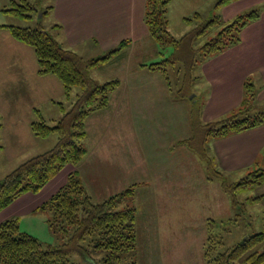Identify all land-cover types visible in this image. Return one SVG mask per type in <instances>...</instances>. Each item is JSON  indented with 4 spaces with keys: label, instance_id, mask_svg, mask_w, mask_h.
<instances>
[{
    "label": "rangeland",
    "instance_id": "374dc122",
    "mask_svg": "<svg viewBox=\"0 0 264 264\" xmlns=\"http://www.w3.org/2000/svg\"><path fill=\"white\" fill-rule=\"evenodd\" d=\"M10 2L11 0H0V25L36 27L39 24L44 31L56 35L52 31V27L57 24L54 14L44 16L40 13L42 14L41 18L39 14L38 18L33 21H21L1 12L3 7L10 6ZM218 2L219 0H170L168 6L169 27L165 38L180 41L182 37L204 21L195 19L196 14H201L204 19L220 15L226 22L233 21L234 18L227 21V18L223 16V7L218 6ZM36 3L42 9L41 11H44L54 5V0H36ZM215 32L217 30H214L213 33ZM6 34L8 36L9 31H0V178H4L15 170L23 163L22 161L25 162L27 151L31 149L23 150L18 145V139L28 135L30 122L39 120L42 115L49 125H55L62 115L59 103H64L70 108L79 92V88H75L72 101L68 102L61 83L52 76L45 78L42 88L37 82V77L32 75L33 69L38 68L33 49L25 47L28 52L22 56L24 64L21 67L16 66L14 62L17 57L11 54L9 46L5 44ZM207 39L204 38L200 42H196L195 47L201 46ZM88 48L91 47L86 45L73 50L86 59L105 57V54L98 53L92 48L91 51H88ZM124 51H126V57L116 56L111 61L102 63L101 68L95 67L94 71H91V75L99 84L113 80H119L121 83L120 87L111 95V109L107 113L108 117H115L118 111L116 106H126L130 100L134 99L135 104L140 106L139 113L135 112L134 120L133 117L130 119L134 121L132 125L127 118L128 113L127 115L125 113L124 121H121V114L110 118V120H115L116 129L122 130L118 133L119 142L130 143L134 146L130 147L128 144V147L135 148V150L141 146L140 166L131 167L133 170L126 169L125 171L126 179L130 172L128 180L133 181L131 185L137 183L134 187V195L125 197L119 208L136 210L135 261L137 264H204L203 250L208 235L207 222L210 219L219 224L214 230L216 233L224 235L227 246H233L249 235L263 232L264 185L252 186L243 190L238 189L236 199L239 207L234 208L230 196L223 191L220 182L215 180L211 181L212 183L207 182L209 174L203 161L191 151L194 156L190 157L191 163L189 164V169L194 172L191 179L194 183L197 182L196 180L200 182L195 189L179 188L181 189L179 194L178 191L172 194L171 211L170 213L168 211L164 216L166 222L162 221L163 223L160 224L157 231L148 225L151 214L150 198L154 192L152 174L159 170L158 165L169 164L159 153L169 154L172 150L173 153L177 151L179 156L181 147L185 146L184 140L194 135L193 123L191 117L188 118V112L192 113L194 110V100L198 99L200 102L202 100L204 102L208 98L210 86L202 76L201 67L198 69L196 67L189 75L180 58L173 59L174 63L169 64L168 62L166 66L172 86H165L166 89L156 86L158 85L157 81L165 84L163 75L159 71L151 72L147 68H143L142 65L157 63L164 58L172 57V54L176 53V45L161 47L150 36L139 40L136 44L128 43ZM16 71L18 72L17 77H15ZM26 79L27 82H25ZM143 80L151 82L144 83ZM137 81H141L142 85L139 87L141 90L139 99L129 92ZM180 93L184 98L178 97ZM136 118L137 120H135ZM101 127L102 125L99 123L93 125V122H90L89 137L84 141L85 147H91L96 143L97 135L101 133ZM132 128L134 130L141 129L140 138L142 141L144 140L141 145H138L136 136L129 132V129ZM23 129H27V131L24 132ZM44 140L46 152L56 145L58 136L53 134ZM147 140H149V144L145 143ZM26 145L27 147L32 146L29 143ZM208 145L213 153L212 142H209ZM145 147L148 148L145 150ZM168 168H170L169 165ZM172 170L173 174L178 173L176 163L172 166ZM254 170L248 168L239 172H225V178L228 185H233L241 182ZM213 174L216 175L214 172ZM174 177H176L175 174ZM179 178L177 177L174 181L178 183ZM111 193H116V191L112 190ZM102 199L104 198H97L98 201L95 202L104 201ZM43 216V213H39L37 216L24 219L21 231H28L29 234L45 244L64 243L66 239L57 234L56 237L46 221L43 220ZM236 220L237 222L234 223ZM229 221L231 223L227 224ZM82 245L86 248V252L74 253L71 257L73 263L106 264L104 259L107 251H96L91 247L92 245H89V240ZM258 250L263 251L264 244Z\"/></svg>",
    "mask_w": 264,
    "mask_h": 264
},
{
    "label": "trees",
    "instance_id": "16d2710c",
    "mask_svg": "<svg viewBox=\"0 0 264 264\" xmlns=\"http://www.w3.org/2000/svg\"><path fill=\"white\" fill-rule=\"evenodd\" d=\"M237 1L240 0H219L217 5L225 7ZM169 3L170 0H146L144 22L150 36L161 47L176 45V53L160 62L142 65L149 71L161 72L168 87L172 86L166 68L168 62L173 64L175 58L182 59V64L190 75L208 59L240 44L243 30L258 21L264 9V5L251 9L237 15L231 22L222 20L220 15L204 19L201 14H196L195 19L204 21L177 41L165 38L169 27ZM53 9L51 6L41 11L36 0H11L10 6L3 7L1 12L21 21H33L40 13L50 15ZM188 21L191 22L189 19ZM0 28L7 29L14 40L33 49L38 65L37 74L56 77L62 84L68 101H72L74 89L79 88L70 108L59 104L62 117L55 125H49L41 116L31 123V130L36 137L48 138L56 134L58 141L49 151L31 157L7 176L0 178L1 212L25 194H38L67 165L78 167L85 159L86 122L93 113L109 105L111 94L121 84L119 80L99 84L92 77L91 71L116 56L120 58L127 42H122L104 58L86 59L65 47L39 24L36 27L4 24ZM57 30H62V26L55 24L52 31ZM214 30L217 32L213 33ZM204 38L208 39L201 46L195 47L196 42ZM243 87L240 107L230 116L214 121L201 120L204 102L194 100V110L190 112L194 135L183 142L203 161L209 174L208 181L220 182L234 208L239 207L236 199L238 189L264 185V168H255L241 182L228 185L226 174L221 170L208 144L213 139L264 126V104L258 98L260 87L251 78L245 80ZM178 97L184 98L181 93ZM133 195L134 190L130 188L102 202H94L87 193L79 172L75 171L69 176L66 185L38 209L39 213L47 216L48 227L55 236L61 235L66 241L62 244H45L37 237L21 231L18 218L9 219L0 224V264H77L71 261V257L76 252H86L82 243L87 240L96 251H107L104 259L106 264H137L136 210L119 209L124 198ZM236 222L237 220L234 221ZM207 223L204 264H264V250H258L264 244V231L249 235L233 246H227L224 235L214 230L219 224L213 219ZM230 223L229 221L227 224Z\"/></svg>",
    "mask_w": 264,
    "mask_h": 264
},
{
    "label": "crops",
    "instance_id": "0c3cea01",
    "mask_svg": "<svg viewBox=\"0 0 264 264\" xmlns=\"http://www.w3.org/2000/svg\"><path fill=\"white\" fill-rule=\"evenodd\" d=\"M145 5L146 0H54V9L50 14H54L55 21L62 26V30L54 32L56 34L55 37L57 36L58 41L68 49L73 50L88 45L94 51L103 53L106 56L109 52L117 49L122 42L136 44L139 40L150 37L144 22ZM263 5L264 0H240L223 7L222 13L229 21L230 18H235L241 13ZM0 31L8 32L4 28H0ZM241 37L240 44L208 59L201 66L202 76L210 86V93L204 101L201 115V120L204 122L214 121L235 112L242 103L243 86L248 78L253 79L260 87L258 98L264 104V9L260 19L248 25L243 30ZM4 38L11 54L17 57L14 63L16 66L21 67L24 64L22 56L28 52L25 47L29 46L14 40L10 32ZM91 48H88V51H91ZM122 53V56L126 57V51ZM97 67L101 68V65ZM94 69L92 70L94 71ZM37 71L38 68L35 67L32 75L37 77L38 84L43 88L45 78L51 76H39ZM19 74L21 73L19 72ZM17 76L18 72L16 71L15 77ZM25 82H27V79ZM140 82L134 83L131 91H129L131 95L137 96L138 99V96L141 95L139 87L142 85ZM143 82L148 83L151 81L143 80ZM157 83L158 85L156 86L158 88L166 89L168 87L166 80L165 84L159 81ZM113 94L114 92L111 95ZM135 103L136 101L133 99L127 102L126 106L117 105L116 116L121 114V121H124L125 113L126 115L128 113L127 118L132 125L134 121L130 119L133 117L134 120L135 112L139 113L140 111V106ZM110 104L111 96L109 106L93 113L86 122V140L89 137L90 122H93V125L99 123L102 127L100 135H97L96 143L91 145V147H86L87 154L80 165L78 167L71 164L67 165L38 194H25L1 211L0 224L9 219L18 218L20 227L23 226V220L37 216L39 214L38 209L66 185L69 176L75 171L79 172L81 181L94 202L98 201L97 198L106 200L130 188L134 190L137 183L135 185L133 183L132 186L131 183L133 181L128 180L130 172L126 179L125 171L126 169L130 171L131 167L140 166L141 146L135 150V148L130 149L128 147V144L130 147L134 145L119 142L118 133L122 130H117L118 128L116 129L114 126L115 120H110V118H115L116 116H107L111 109ZM65 107L68 108L66 105ZM59 110L61 112L60 105ZM188 115L190 119V112H188ZM29 128L30 132L28 135L18 139V145L23 150L31 149L27 151L25 161L44 153L46 150L44 139L52 136L38 138L34 135L30 126ZM23 130L24 132L27 131V129ZM129 132L136 136L138 145H141L144 141L140 138V135H142L141 129L134 130L132 128L129 129ZM52 141L55 142V140ZM209 142H212V151L221 170L226 173L239 172L248 168H264V126L241 134L213 139ZM28 143L32 146L27 147L26 144ZM145 143L149 144V140ZM147 148L145 147L144 149L146 150ZM159 154L169 164L162 163L158 165L159 170L152 174V189L154 192L150 198L151 214L148 225L156 231L159 229L160 224L166 222L164 216L168 211L169 213L171 211L172 194H175L176 191L179 194V190H181L179 188L195 189L200 182L199 180H196L197 182L195 183L192 182L191 176L193 177L194 172L189 169L192 153L186 145L181 147L179 156L177 151L173 153L172 150L169 154ZM175 163L178 165V173H174L176 177H174L172 170V166ZM168 165L170 168H168ZM177 177H180L178 183L174 181ZM207 182L212 183L210 181ZM126 186L130 187L125 188ZM112 190H115L116 193H111ZM43 217L47 224V216L44 214Z\"/></svg>",
    "mask_w": 264,
    "mask_h": 264
},
{
    "label": "water",
    "instance_id": "95a60500",
    "mask_svg": "<svg viewBox=\"0 0 264 264\" xmlns=\"http://www.w3.org/2000/svg\"><path fill=\"white\" fill-rule=\"evenodd\" d=\"M42 17V14H40V18Z\"/></svg>",
    "mask_w": 264,
    "mask_h": 264
}]
</instances>
